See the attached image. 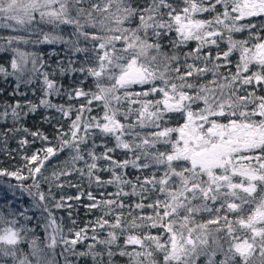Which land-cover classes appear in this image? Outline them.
<instances>
[{
    "label": "snow or ice",
    "instance_id": "obj_1",
    "mask_svg": "<svg viewBox=\"0 0 264 264\" xmlns=\"http://www.w3.org/2000/svg\"><path fill=\"white\" fill-rule=\"evenodd\" d=\"M44 26L51 30L44 32ZM0 28L37 33L33 43L65 44L68 65L58 62L59 73L82 75L79 85L62 92L49 73H41L44 97L39 104L17 99L0 111V118L10 116L13 122L2 133L5 142L9 134L22 132L33 142L50 145L24 156L28 175L23 169H0V176L33 181L9 187L26 192L36 209L48 213L45 247L55 252L63 245V264H73V257L114 264L117 255L128 257V264H197L201 256L206 264H264V0H0ZM64 30L67 39L56 34ZM244 32L246 38H233ZM0 39L7 45L0 51L14 53L11 71L0 65V74L14 76L19 91L33 77L24 79L28 54L11 46L27 44L29 37ZM192 41L195 48L183 51ZM237 54L232 71L228 66ZM37 62L33 56V74ZM40 64L44 66L42 59ZM209 74L212 79L202 82ZM89 78L92 87L85 90ZM65 95L79 105L66 107L48 98ZM41 106L70 121L64 131L57 120L55 145L47 135L23 126L24 118ZM96 109L99 113L93 115ZM19 144L29 141L23 138ZM98 148L103 149L99 154ZM66 149L70 159L53 171L55 180L75 172L87 176L89 186L118 189L107 194L112 198L87 191L91 203L85 207L101 215L90 222L95 243L84 251L76 246L89 239L88 226L69 229L74 238H65L46 201H55L57 209L70 208L66 200L79 201L85 193L69 182L78 195L56 200L51 188L46 196L38 179L48 181L42 169ZM118 150L125 159L115 158ZM81 162L83 167H77ZM129 168L145 174L133 182L127 178ZM105 171L110 173L107 180L100 175ZM134 196L139 200L126 205L124 198ZM26 211L18 215L31 221ZM202 213L208 219H198ZM97 228L106 231L104 238ZM31 231L24 226L0 230V257H10L14 264H59L38 246V237L29 242L30 252L19 248ZM97 245L102 247L98 250ZM218 253L223 255L219 261Z\"/></svg>",
    "mask_w": 264,
    "mask_h": 264
},
{
    "label": "trees",
    "instance_id": "obj_2",
    "mask_svg": "<svg viewBox=\"0 0 264 264\" xmlns=\"http://www.w3.org/2000/svg\"><path fill=\"white\" fill-rule=\"evenodd\" d=\"M175 3H179L180 0H174ZM207 16V14H204ZM199 18V17H198ZM50 26H44V32L50 31ZM56 34L64 36L65 39L68 38L67 30L58 31ZM11 35H25L29 37V43L24 44H13L11 47L18 48L21 52L28 54V64L27 69L28 71L25 72L24 79L27 80L29 76H32V82L28 84H21L19 91H15L16 89V78L14 76L5 77L3 74H0V111H2V106L7 103H14L17 99L20 100L21 104H25L27 101H31L35 104H39V101L42 97H44L43 92V80L44 76L41 73H49L50 78L55 79L57 85H62V92L70 91L73 86L79 85L80 80L82 79V75L80 73H73L71 70L68 71L66 74H60L58 71V62L60 65L67 66L69 60V54L67 51V46L60 42L55 44H46V43H33L37 39V33H29L24 31L13 32L10 29H2L0 28V37H8ZM173 35L174 34H170ZM247 37V33H234V39H244ZM42 39V35L40 37ZM164 43L168 45V40H165ZM196 42L192 41L189 42L188 47L184 48L183 51H189L190 49L195 48ZM0 46L7 47L6 41L4 39H0ZM221 48L226 49L227 45L225 43H221ZM213 52H215V47H213ZM207 51V49H205ZM14 53L10 50L5 53L0 51V65H3L8 71H11L10 68V60ZM33 56L38 58L37 62V71L35 74L32 73V64L31 59ZM44 61V66H41L40 60ZM238 59V54L232 57L233 64L229 65L228 67L235 71L234 64ZM191 62V61H189ZM218 63H223V61H218ZM201 66H203L201 64ZM71 67H78L77 65H72ZM221 72L227 74V69L221 68ZM211 74L206 76L202 82H206L207 80H211ZM85 90L92 87V80L89 78L83 84ZM23 93V95H22ZM52 100L53 103H62L67 105L73 104L78 106L80 101L78 100H69L68 97L62 96H52L48 97ZM25 111L27 109L25 108ZM99 113V109H96L93 112V115ZM55 117L50 122L45 119V117ZM57 120L60 121V124L63 125V130H68V125L70 121L61 119L59 114L56 113L54 110L45 109L43 106L39 107L36 112L29 113L23 120V126L27 127L30 132L39 131L44 135H47L51 141V145H55L57 141ZM12 119L9 118L4 119L0 118V169H7L9 171H14L17 169H23V175H28V169L25 167L26 161L24 160V156H30L33 152L37 149L41 148L42 146H50L47 142H44L40 139H35L33 142V137L26 133H18V134H9L6 139L2 135L7 128L12 127ZM23 138H27L29 144L26 146H21L19 141ZM97 143H100V140L97 139ZM112 142L109 141V146H111ZM102 148L97 149V153L99 154L102 152ZM130 156V154H129ZM115 158L119 160H123L126 157L118 150L115 154ZM66 159H70L69 150H65L64 152L60 153L59 157H53L50 162H46L45 168L42 169L44 176H47L49 179L48 181H44L41 179V190L45 192L46 196L48 194L49 188H51L52 194L55 195L56 200H59L60 196H73L75 197L78 195V190L76 187H69L68 184L71 182L72 184L79 185L80 191L85 193L82 196L81 200L77 201L75 199L67 201L66 204H70L71 207H63V208H55L53 204L55 201L47 200L46 203L51 210L53 216L56 218V222L58 225H61L63 228L62 235L65 238H74L73 235L69 232V229H73L74 231H79L82 228L88 226L87 235L89 239L85 240L83 243L78 244L76 246L77 251H84L86 250V246L88 244H94L95 242L90 238L95 233H93L91 229L90 222H94L98 216L101 215V212L98 209H94L89 211L85 205L91 203L87 200V191H92L93 195L97 196V198H101V192L105 193L106 198H112L107 194L117 192L116 185H106L103 188L98 187L96 184H92L89 186V180L87 176L81 177L79 174L73 172L70 177L62 176L60 180L57 181L52 176L53 171H59L60 168L63 167V161ZM100 164H104V161H100ZM77 167H83V163H79ZM128 174V179H131L135 182V177L137 175L143 176L145 173L137 172L131 168L126 170ZM162 174V173H161ZM102 179H109L110 173L109 172H102L100 173ZM23 183L25 186H29L33 183L31 179L27 181H17L12 177H3L0 176V230L4 227L13 226L19 228L24 226L26 228L32 229L30 233H28L27 239L25 242L19 245L25 253L30 252L29 242L33 237H38L37 244L40 248H43L44 251L50 256L53 257L59 262V264H63V257L59 255V253L63 249V245H58L55 249V252L52 250L47 249L45 244L48 242L46 240V232H45V225L48 223L47 212H42L39 209H36L33 206V197H30L26 192H21L18 188H10L9 185H19ZM57 183H62L64 186L62 188H57L55 185ZM35 191V189H33ZM125 191H131L130 188H125ZM14 193V194H13ZM139 200V197H131V198H124L125 204H134ZM150 202V201H149ZM26 211V215L32 217L31 221H26L22 216L18 215L22 211ZM125 217H127L128 209L125 208ZM145 212H151L150 209H145ZM71 213V216L69 215ZM110 221L113 219L112 216L107 217ZM231 218V217H230ZM39 219L40 226L37 227V220ZM198 219L206 220L208 219V214L202 213ZM18 220V224H11V221ZM75 220L76 223L73 224L72 221ZM51 232V229H48ZM97 233H99V238H104L106 236L105 232H100L97 228ZM153 234H156V230H152ZM59 238V237H58ZM120 243L123 244V237H121ZM102 246L97 245V249L99 250ZM227 248V245H225ZM131 250V246H129V251ZM65 255H68L65 253ZM258 256V253H257ZM217 261L223 259V255L219 254L215 258ZM73 264H92L91 257H73ZM114 264H128V257H120L115 256L113 257ZM0 264H14L13 260L9 258L0 257ZM197 264H206V257L201 256L197 260Z\"/></svg>",
    "mask_w": 264,
    "mask_h": 264
}]
</instances>
